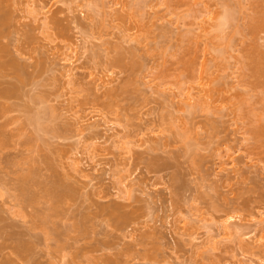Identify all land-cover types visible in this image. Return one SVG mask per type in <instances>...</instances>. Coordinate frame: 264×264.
Here are the masks:
<instances>
[{
    "label": "rangeland",
    "instance_id": "1",
    "mask_svg": "<svg viewBox=\"0 0 264 264\" xmlns=\"http://www.w3.org/2000/svg\"><path fill=\"white\" fill-rule=\"evenodd\" d=\"M6 5L23 70L0 68V243L29 227L38 264H264V0Z\"/></svg>",
    "mask_w": 264,
    "mask_h": 264
},
{
    "label": "bare ground",
    "instance_id": "2",
    "mask_svg": "<svg viewBox=\"0 0 264 264\" xmlns=\"http://www.w3.org/2000/svg\"><path fill=\"white\" fill-rule=\"evenodd\" d=\"M8 1L9 0H0V68L10 67L12 70L19 73L23 70L22 64L19 63L20 61L18 58L9 54V52L7 51L6 45L3 44V40L8 36L7 30L9 28L10 22H11L10 12L5 9L7 7L6 3ZM7 95H8V90H5V89L0 90V99L5 98ZM6 118H7V116H6V110H5L4 104H0V119L6 120ZM0 142H2V139H0ZM31 182L32 181L29 177L22 178L21 184H20V190L28 191L31 187ZM23 198H24V200H23L24 204L22 206L23 207L31 206V204L29 203L28 197L26 195H23ZM116 205H118V206H116ZM119 207H121V206H119V204L114 203V207H113V209L112 208L111 209L114 212L117 210H119L121 212ZM119 211H118V213H120ZM114 212H112V213H114ZM120 215H117V216H120V219L122 218V220H121L122 223H126L129 220H131V216L127 213L120 214ZM131 215H133V214H131ZM46 220L43 221V224L47 223V222H45ZM4 227H2V228H4ZM24 229H26V230H24ZM24 229H22L21 231H18L19 233L16 234L17 237L14 236L15 232H10V233L6 232L5 234L3 233L4 237L2 236L3 237L2 239L4 240V242H2V244L0 243V252H3V250L5 251L6 249H10L11 254L13 253L14 258L15 257L16 258L12 259L11 257L10 258L4 257L3 258L4 261L0 262V264H16L17 261L19 264H38L37 261L35 262V259L32 258V257H34V256H32V255H34V254H32L33 251L31 252L32 249L34 250L33 245H31L32 249H30V246L27 245L28 243H26L25 239H24V236L31 234L32 228L28 227V228H24ZM11 233H13V234H11ZM16 233H17V231H16Z\"/></svg>",
    "mask_w": 264,
    "mask_h": 264
}]
</instances>
